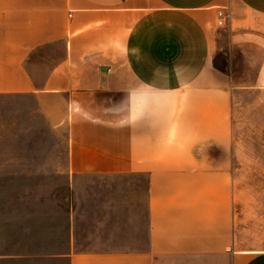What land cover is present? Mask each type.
Masks as SVG:
<instances>
[{
    "label": "crops",
    "instance_id": "1",
    "mask_svg": "<svg viewBox=\"0 0 264 264\" xmlns=\"http://www.w3.org/2000/svg\"><path fill=\"white\" fill-rule=\"evenodd\" d=\"M240 112L264 147V0H0V264H264Z\"/></svg>",
    "mask_w": 264,
    "mask_h": 264
},
{
    "label": "rangeland",
    "instance_id": "2",
    "mask_svg": "<svg viewBox=\"0 0 264 264\" xmlns=\"http://www.w3.org/2000/svg\"><path fill=\"white\" fill-rule=\"evenodd\" d=\"M251 118V114H242L240 112L237 114L235 122L238 127L237 131L240 132L238 147L242 155V162H240L239 165L240 172L238 173L241 180L237 181V187L240 186V190L249 188L250 186H254L258 190L261 185H264V147L258 139L256 124ZM25 181H27L26 178H21V182ZM5 183H7V179L0 176V221L2 222V218L6 217L5 212H13V214H15L16 211L20 212L24 209L21 207H5V199L15 200L16 197H22L21 192L5 191L2 188ZM25 193L26 192H24L23 196H25ZM244 198L245 196L243 194L242 199L244 200ZM40 245L41 242L37 239H0V253H24L25 251L29 252L34 248H38ZM163 264L169 263L163 262ZM170 264L175 263L172 262Z\"/></svg>",
    "mask_w": 264,
    "mask_h": 264
},
{
    "label": "built area",
    "instance_id": "3",
    "mask_svg": "<svg viewBox=\"0 0 264 264\" xmlns=\"http://www.w3.org/2000/svg\"><path fill=\"white\" fill-rule=\"evenodd\" d=\"M227 14L223 10L217 12V28H223L226 26Z\"/></svg>",
    "mask_w": 264,
    "mask_h": 264
}]
</instances>
